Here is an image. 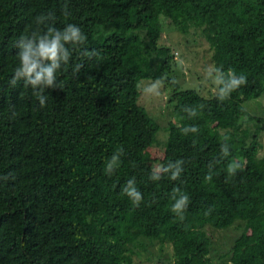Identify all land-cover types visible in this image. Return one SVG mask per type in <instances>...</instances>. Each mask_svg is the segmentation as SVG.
<instances>
[{
  "label": "trees",
  "instance_id": "trees-1",
  "mask_svg": "<svg viewBox=\"0 0 264 264\" xmlns=\"http://www.w3.org/2000/svg\"><path fill=\"white\" fill-rule=\"evenodd\" d=\"M49 14L41 34L74 24L87 39L66 45L61 87L45 89L41 107L24 78L11 80L19 38ZM164 20L201 31L217 79L232 70L247 82L221 99L223 83L207 98L166 78L176 63L161 45ZM107 26L116 31L102 34ZM143 81L173 89L165 146L140 103ZM263 95L264 0H0V264H132V246L157 243L171 247L169 264H264V117L245 107ZM133 178L139 206L123 192ZM235 225L241 234L216 260L210 232Z\"/></svg>",
  "mask_w": 264,
  "mask_h": 264
},
{
  "label": "rangeland",
  "instance_id": "rangeland-1",
  "mask_svg": "<svg viewBox=\"0 0 264 264\" xmlns=\"http://www.w3.org/2000/svg\"><path fill=\"white\" fill-rule=\"evenodd\" d=\"M164 34L161 41L163 47H168L174 53L176 65L174 71L166 78L175 80L183 89L198 91L204 97H212L217 93V80L211 52L200 30L192 29L190 33H181L168 20L163 21ZM101 33L115 32L113 26L102 27ZM103 31V32H102ZM145 41L144 34L136 32ZM142 95L140 103L149 114L161 125L158 133V142L165 146L167 142V129L171 122L177 119L174 115L173 89L168 84L160 81H143L141 84ZM251 116L264 117V95L245 104ZM242 130L248 133L247 142L251 141L254 132V122L248 117L241 121ZM262 150L259 157L264 156V134L261 138ZM213 241V258L216 260L223 255L232 245L233 241L241 234L239 225L222 232H210ZM132 264H169L173 260L172 249L168 245L155 244L144 251L142 247H131L129 254ZM161 261V262H160Z\"/></svg>",
  "mask_w": 264,
  "mask_h": 264
},
{
  "label": "clouds",
  "instance_id": "clouds-1",
  "mask_svg": "<svg viewBox=\"0 0 264 264\" xmlns=\"http://www.w3.org/2000/svg\"><path fill=\"white\" fill-rule=\"evenodd\" d=\"M67 15V12L65 13ZM45 19H53V16H38L36 18L37 28L31 32L30 35H22L19 38L18 53L19 66L14 69V76L11 80L13 85L18 80L24 78L26 86H30L32 94L39 101L41 107L45 106L47 97L43 95L47 88H57L61 85L57 84V73L61 70V65L66 68L69 64V60L72 56V51L66 45H71L72 49L77 48L83 44L87 37L83 34L82 30L74 25L68 24L63 30L57 29L52 25H47V30L41 34L39 25L44 24ZM94 52H86L85 56H92ZM81 65L76 64L74 71H78ZM229 80L227 83L223 79H217L214 83L225 84V87L220 91V97L223 99L228 92L234 91L247 82V78L244 75H240L239 78L236 74L229 70ZM194 116L195 113L193 112ZM192 131H196L193 128ZM123 154V148L119 147L112 154L110 159L106 161L105 172L108 175L113 173V169H117L121 163L120 155ZM225 154L227 151L225 149ZM229 172L235 170V165H229ZM167 171V169H165ZM180 169L177 168L176 172L170 177L171 180L178 178ZM152 179H159L157 176H153ZM211 180V175L205 178ZM175 191V189H174ZM124 194H126L132 203L136 206L142 202L141 194L136 190L133 180H129L126 187L123 188ZM188 202V197H182L173 207L172 211L175 213L180 212Z\"/></svg>",
  "mask_w": 264,
  "mask_h": 264
}]
</instances>
